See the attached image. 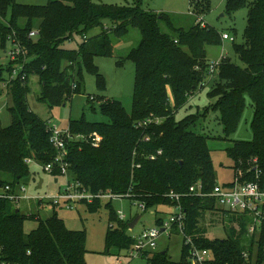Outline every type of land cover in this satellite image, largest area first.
<instances>
[{
	"label": "trees",
	"instance_id": "16d2710c",
	"mask_svg": "<svg viewBox=\"0 0 264 264\" xmlns=\"http://www.w3.org/2000/svg\"><path fill=\"white\" fill-rule=\"evenodd\" d=\"M244 7L248 11L243 41L236 42L235 37L233 41L243 65L222 58L216 77L211 79L208 45L223 41L221 32L204 21V14L212 9L210 0H195L196 18L188 28L176 26L164 12L145 9L142 0L125 5L93 0H50L43 5L0 0V49L19 50V59L10 60L8 70L14 62L22 66L7 89L4 83L10 76H0V96L7 92L12 99L11 124L0 129V183L28 176L31 169L27 158L44 164L57 154L47 121L28 104L30 74H39L43 84L41 98L51 102L64 101L65 93L73 97L81 92L84 67L95 75L98 88L105 91L106 79L96 66L95 57L113 55L110 33L123 37L132 27L138 28L140 43L128 54L135 64L132 109L128 112L121 101L102 96L100 109L107 121L71 119L72 133H98L103 140L99 146L89 141L69 142L70 169L92 192H131L129 199L144 202L146 210L176 204L166 196L171 190L183 195L187 234L199 245L213 249L218 264H244L242 255L248 238L243 216L230 215L232 230L228 238H209L200 225L206 213L214 211L216 201L189 194L196 183L203 185L204 192H211L217 184L208 137L193 128L204 114L176 119L190 96L213 82L209 95L216 101L206 111H219L224 132L230 135L237 129L249 101L254 110L253 139L233 142L227 154L234 161V177L253 180L257 168L262 170L264 181V0L225 2L231 16ZM105 19L112 21V32L105 29L87 35L102 26ZM33 30L37 31L36 36L29 37ZM232 31L236 34V28ZM76 35L84 36L79 47H66ZM152 115L160 122L136 127L138 121ZM151 155H156V159H151ZM102 202L84 204L94 211ZM111 202L104 205L110 217L105 236L107 250L129 249L134 243L129 233L132 220H120ZM28 220L36 222L29 231L25 228ZM0 242L4 259L10 264H87L86 232L68 228L56 208L52 215L42 218L40 210L26 214L13 203L0 200ZM249 249L258 252L255 264H264V226L258 240L251 239ZM182 257L176 261L161 250L154 253L152 262L187 264Z\"/></svg>",
	"mask_w": 264,
	"mask_h": 264
},
{
	"label": "rangeland",
	"instance_id": "374dc122",
	"mask_svg": "<svg viewBox=\"0 0 264 264\" xmlns=\"http://www.w3.org/2000/svg\"><path fill=\"white\" fill-rule=\"evenodd\" d=\"M19 3L43 5L50 0H17ZM101 1L106 4H132L133 0H93ZM212 9L209 13L204 14V21L215 27L221 32V44L208 45V56L210 63L220 61L222 58H231L238 65L243 62L237 56L233 42L229 39H223L222 33H229L230 36L236 38V42L243 41V34L247 25L246 7L239 9L233 15H229L225 9L226 0H210ZM195 0H142V6L145 9L155 11L157 13L164 12L172 18L174 24L178 27L188 28L194 23L195 14L193 12ZM112 21L104 20L102 26L95 27L87 35L92 36L103 30L111 31ZM164 31H168L165 25H162ZM236 28V34L233 33ZM114 45L112 56H97L94 59L99 71L106 79V90L101 91L96 83V77L90 73L85 67L83 69L82 90L80 93L63 94L62 100L54 99L43 100L41 98L43 92V84L39 74L32 72L29 76L28 85V104L30 108L44 121H48L50 125L56 126L59 131L69 128L71 119H82L89 122L107 121L108 118L101 112L100 103L106 99H116L122 102L128 112L132 109L133 89L135 83V64L128 59L131 49L138 46L141 40V32L138 28H131L123 37H116L110 33ZM83 35H76L75 39L66 44L68 48H78L83 41ZM8 51L0 49V76L7 79L14 70H21V63L14 62L11 64L12 69L8 70L9 61L19 59L18 52L13 59V55ZM121 61V64H118ZM18 71V72H19ZM216 77V75H213ZM211 76V79L214 78ZM7 81V80H6ZM213 82H209L204 88L198 89L197 92L190 96L188 103L181 108L176 119L179 121L189 114L201 113L200 120L197 123L195 131L208 137V145L211 150L212 159L216 170V179L218 184H226L234 179V161L228 156L227 148L233 145V142L239 140L249 141L253 139L251 121L253 119L254 110L250 102L244 111V115L239 122L237 129L230 135L224 132L223 124L220 120L219 111L209 109L207 107L215 103L216 98L209 95ZM95 97V98H94ZM94 98V99H93ZM67 99V100H66ZM89 99V100H88ZM12 99L7 92L0 96V129L11 124V112L9 106ZM93 106V108H92ZM48 124V125H49ZM31 173L22 178L26 184L27 192L33 196H40L53 191L58 182L66 186L65 176H54L44 171V164L38 160L32 161L30 164ZM68 178L72 180L73 175L70 173ZM107 201L102 202L100 207H95L94 211L88 210L87 206L82 203L75 209L68 210L58 207L59 216L65 219L68 228L75 230H84L86 232V248L85 260L87 264H149L147 257L136 256L131 257L128 248L112 247L107 250L105 236L109 227V211L104 206ZM113 208L117 212H122L127 220H133L137 215H141L140 221L134 227L133 231H129L131 235L142 232L145 228L156 226L157 218L162 217L167 220L174 212V208L169 205H160L148 210H143L138 204L133 203L129 198L114 199ZM23 213L29 214L40 210L42 218H47L53 214L54 208L46 205L38 209L35 203L24 202L19 207ZM231 221L223 217L217 211H208L201 222L207 232L209 238H228L231 234ZM36 222L28 220L25 228L27 231L35 228ZM238 230V229H236ZM182 235L173 232L170 237L163 234L158 240L159 251L167 250L173 260H179L182 256ZM256 252L255 255H257Z\"/></svg>",
	"mask_w": 264,
	"mask_h": 264
},
{
	"label": "built area",
	"instance_id": "2783aa9c",
	"mask_svg": "<svg viewBox=\"0 0 264 264\" xmlns=\"http://www.w3.org/2000/svg\"><path fill=\"white\" fill-rule=\"evenodd\" d=\"M37 31L33 30L29 33V37H35ZM223 39H229L232 42L234 37L229 33L222 34ZM15 59V55L19 50H9ZM221 61V60H220ZM220 61L210 63V75L217 74L218 65ZM19 70H14L10 75L8 82L4 83V87L7 89L11 80L18 76ZM23 78H25L23 76ZM94 99V98H93ZM160 118L155 116H149L148 118L138 121L136 127L146 128L151 123L160 122ZM47 127L51 132L50 141L55 147L57 154L53 160L44 163V171L54 176H65L67 184L63 188V185L58 182L57 187L50 193H46L40 196H33L28 194L26 184L19 180L16 182L0 183V200H5L13 203L16 207H20L22 203H35L40 204L42 207L51 205L53 208L63 207L68 210L75 209L79 204L84 202L92 203L96 200L99 201H113L114 199L129 198L131 192L118 194L112 190H102L98 192H92L83 183H81L76 175L70 169V162L67 159L68 156V144L71 141H89L94 146H99L103 140V137L98 133H90L89 135L72 133L70 128L59 131L56 126L48 125ZM149 140V137L145 138ZM162 151L159 150L158 154ZM156 155H151V159H156ZM35 158H27L25 161L30 164ZM255 179L240 181L239 176L234 177L233 181L226 184H216L211 192H204L203 185L196 183L189 189L190 195L199 197H211L215 199L216 208L214 211L219 212L223 217L230 220V215L243 216L247 223L246 237L248 240L245 245L248 246L243 251V259L246 263L255 264L257 250L250 251L251 239L258 240L264 226V181L261 169H255ZM73 175L72 180L68 178L69 174ZM131 190V189H130ZM167 197L176 201V204L171 205L174 208V212L169 219L165 220L160 217V222L156 226L145 228L141 233L132 235L134 243L128 249L130 256H143L147 257L149 264H153L152 257L158 249V240L165 234L170 237L171 233L177 232L182 235V260L187 264H218L217 257L213 249L199 245L192 235L186 232V219L187 214L181 204V197L183 195L171 190L166 194ZM133 203L138 204L139 207L146 211V205L144 202L138 200H132ZM120 220H126V217L122 212H118ZM134 229V228H133ZM129 228V231H133ZM250 240V241H249ZM166 253L168 252L167 250ZM0 264H10L4 259V247L0 242Z\"/></svg>",
	"mask_w": 264,
	"mask_h": 264
},
{
	"label": "water",
	"instance_id": "95a60500",
	"mask_svg": "<svg viewBox=\"0 0 264 264\" xmlns=\"http://www.w3.org/2000/svg\"><path fill=\"white\" fill-rule=\"evenodd\" d=\"M141 215H137L130 223H129V227L130 228H134L137 223L140 221ZM163 254H166V251H163Z\"/></svg>",
	"mask_w": 264,
	"mask_h": 264
},
{
	"label": "crops",
	"instance_id": "0c3cea01",
	"mask_svg": "<svg viewBox=\"0 0 264 264\" xmlns=\"http://www.w3.org/2000/svg\"><path fill=\"white\" fill-rule=\"evenodd\" d=\"M207 50H208V49H207ZM208 59H209V56H208ZM209 61H210V60H209ZM55 181L57 182V179H56ZM158 218H159V217H158ZM158 218H157V219H158Z\"/></svg>",
	"mask_w": 264,
	"mask_h": 264
}]
</instances>
